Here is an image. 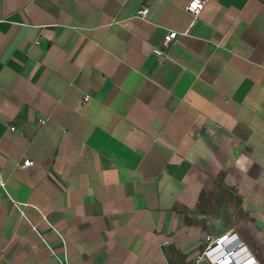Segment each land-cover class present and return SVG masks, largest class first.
Instances as JSON below:
<instances>
[{
	"label": "crops",
	"instance_id": "obj_1",
	"mask_svg": "<svg viewBox=\"0 0 264 264\" xmlns=\"http://www.w3.org/2000/svg\"><path fill=\"white\" fill-rule=\"evenodd\" d=\"M189 1L0 0V264H264V0Z\"/></svg>",
	"mask_w": 264,
	"mask_h": 264
},
{
	"label": "bare ground",
	"instance_id": "obj_2",
	"mask_svg": "<svg viewBox=\"0 0 264 264\" xmlns=\"http://www.w3.org/2000/svg\"><path fill=\"white\" fill-rule=\"evenodd\" d=\"M222 236L223 234L218 238ZM222 238L225 239L222 240ZM222 238L220 240L218 239L217 243L210 247V252L207 255V257H209V259L213 261V264H256V260L249 253V249L241 241L238 235L234 233H228ZM221 240L223 244H221ZM222 245H224V247H221ZM225 248L227 250H225ZM223 249L225 251H222ZM227 251H231V255H229L227 258H223V256L221 255L224 253L226 254ZM244 256L247 257L246 260H244Z\"/></svg>",
	"mask_w": 264,
	"mask_h": 264
},
{
	"label": "built area",
	"instance_id": "obj_3",
	"mask_svg": "<svg viewBox=\"0 0 264 264\" xmlns=\"http://www.w3.org/2000/svg\"><path fill=\"white\" fill-rule=\"evenodd\" d=\"M210 0H190L188 2V4L185 6V9L193 16V21H196L197 18L199 17L201 11L204 9V7L207 5V3L209 2ZM148 13V7L147 6H142L138 11H137V14L140 16V17H145ZM176 32L175 31H167L164 36H163V40H162V46L164 48L168 47L170 45V43L175 39L176 37ZM154 53L156 55H158L159 57H162L164 52H163V49L162 48H155L154 49ZM33 164V161L31 160H24L23 161V166H30ZM226 234H224L222 237H224ZM222 237L220 238H217L215 240H209L210 244L207 245L206 247V250H205V253L208 255V253L210 252V247L212 245H215V243H217V240L221 239ZM212 243V244H211Z\"/></svg>",
	"mask_w": 264,
	"mask_h": 264
},
{
	"label": "water",
	"instance_id": "obj_4",
	"mask_svg": "<svg viewBox=\"0 0 264 264\" xmlns=\"http://www.w3.org/2000/svg\"><path fill=\"white\" fill-rule=\"evenodd\" d=\"M225 238H222V240H224ZM222 240H221V244H223ZM221 247H224V245H222ZM225 250H227V249L225 248ZM225 250L223 249L222 251H225ZM220 253H221V251H220ZM229 255H231V251H227L226 254L224 253L221 256H223V258H227Z\"/></svg>",
	"mask_w": 264,
	"mask_h": 264
}]
</instances>
